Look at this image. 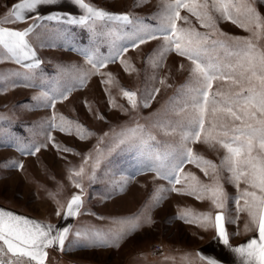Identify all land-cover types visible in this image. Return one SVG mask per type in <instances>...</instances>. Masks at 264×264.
Here are the masks:
<instances>
[{"label":"rangeland","instance_id":"1","mask_svg":"<svg viewBox=\"0 0 264 264\" xmlns=\"http://www.w3.org/2000/svg\"><path fill=\"white\" fill-rule=\"evenodd\" d=\"M84 1L82 24H19L37 67L0 47V199L83 197L66 264H202L214 216L238 241L264 215V0Z\"/></svg>","mask_w":264,"mask_h":264},{"label":"crops","instance_id":"2","mask_svg":"<svg viewBox=\"0 0 264 264\" xmlns=\"http://www.w3.org/2000/svg\"><path fill=\"white\" fill-rule=\"evenodd\" d=\"M92 11L84 0H23L12 7L18 25L0 27V47L14 64L35 68L40 54L25 26L19 24L38 18L48 24L78 25L92 17ZM83 203V197L72 195L53 218H48L0 199V264H66L61 255L69 247L70 233L81 217ZM211 233L210 241L198 246L203 250L196 252L202 264H264V215L255 231L238 241L230 240L224 216L212 218ZM131 254L140 257L142 253Z\"/></svg>","mask_w":264,"mask_h":264}]
</instances>
